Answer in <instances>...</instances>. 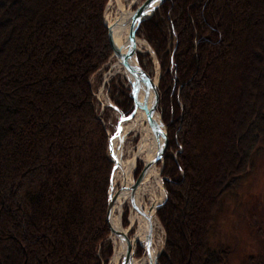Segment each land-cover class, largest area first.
<instances>
[{
    "label": "trees",
    "instance_id": "trees-1",
    "mask_svg": "<svg viewBox=\"0 0 264 264\" xmlns=\"http://www.w3.org/2000/svg\"><path fill=\"white\" fill-rule=\"evenodd\" d=\"M107 2L0 0V264H107L112 255L113 163L92 81L112 55ZM263 32L264 0H165L137 28L160 67L167 126L157 264L228 262L229 247L209 248L208 236L264 143V94L239 106L246 74L257 71L264 91ZM119 89L111 98L128 115L131 95Z\"/></svg>",
    "mask_w": 264,
    "mask_h": 264
},
{
    "label": "rangeland",
    "instance_id": "rangeland-1",
    "mask_svg": "<svg viewBox=\"0 0 264 264\" xmlns=\"http://www.w3.org/2000/svg\"><path fill=\"white\" fill-rule=\"evenodd\" d=\"M143 1L144 0H137L133 5V8ZM128 2L129 0H123L124 4H128ZM34 3V7L40 4L38 1H35ZM116 8L115 0H111V5H109L108 9V18H111L112 16L114 18L116 16ZM262 35H264V32ZM136 38L145 43L143 48L136 51V59L139 64L141 63L142 66H144L143 69L158 82L160 67L157 64V58L149 49L147 42L142 36L136 34ZM247 59L248 62L249 58ZM116 60L117 59L111 55L109 62L104 66L99 74L94 75L92 79L95 93L97 94V98H99L97 105L98 115L102 117V125L104 126L106 134L109 136H113L115 134L120 116L115 110L106 104L108 100L112 104H115L111 98L113 91L112 87L117 83L118 87L121 88L119 90H124L127 93L130 90L129 82L125 77L123 70H114L113 65ZM256 65L258 67L261 66V64ZM109 71L111 76L109 75ZM257 75V71L250 72L246 74V77H248L247 83L245 84L246 81L244 83H240L242 87L245 84V91L242 93V100L239 102V106H241V103H244L246 106L248 105V102H252L255 99V96H262L264 94V91L259 89V84L257 85L258 82L255 80ZM260 82L264 84L262 80ZM261 102L263 103L264 101L262 100ZM233 106L236 109L240 108L237 104H234ZM157 111L160 113L158 109ZM129 121L130 120L125 121L124 124H128ZM237 130V126L233 127L234 132H237ZM142 134L143 133L138 129L128 131L123 142V152L133 149L134 155L136 147L140 144ZM228 145L229 143L225 145V149L228 148ZM128 155V153L123 154V159ZM141 155L142 153L139 154L135 166L132 167L128 182L131 181V177L135 175L138 167H142V162L145 160V154L142 157ZM132 157L130 159H132ZM231 158L234 159L233 155ZM222 162H224V159ZM156 168L158 171L161 170V162L156 164ZM121 181L122 177L119 180L113 181V193L116 189H118ZM142 205H149V200L146 195L143 197ZM123 206L124 209H129V213L126 217L122 216V219H125V223L122 221V225L124 228H129L128 235L131 238L137 228L138 222L134 223L133 226L130 224V215L132 212L130 201L127 200ZM115 213H118V209L115 210ZM152 223L154 224L152 225L153 241L155 242L156 251L159 252L164 245V230L155 215L152 217ZM114 236L115 235L112 233L108 236V241L111 243L112 247L114 246V242L117 243ZM208 246L211 249L220 246L229 247L230 253L228 255L227 264H248V258L251 256H261L264 260V143L259 144V149L254 153L252 164L247 169V172L242 175L235 187L228 190L222 197L220 208L216 214L213 227H211L209 231ZM135 258L136 264H149V260L147 259L145 252L140 257L135 256ZM120 262L121 261H119V264ZM112 263V257L110 256L107 264Z\"/></svg>",
    "mask_w": 264,
    "mask_h": 264
},
{
    "label": "water",
    "instance_id": "water-1",
    "mask_svg": "<svg viewBox=\"0 0 264 264\" xmlns=\"http://www.w3.org/2000/svg\"><path fill=\"white\" fill-rule=\"evenodd\" d=\"M165 0H144L139 5L135 6L133 8V5H126V17H123V11L119 10L118 16L111 24H107L105 19L104 23L108 29V37H109V43L112 49V56H114L116 59H121L122 63L126 67V69L134 76V81H128L130 84V95L133 101V110L129 115H124V113L116 106L110 103V105L119 113V121H118V127L116 128L115 134L120 133L123 127V123L127 120H130L133 115L136 107L142 108L147 116V121L150 127V132L155 138H160V143L158 145L157 151L154 155H151L149 152H146L145 154V160L142 162V167L139 171V174L135 178L134 175L131 177V181L128 182L127 176L125 174L122 175V181L120 183V186L116 191L113 193V174L116 165H119V163L114 159V153H113V147H112V136L108 135V152L111 157V160L113 161V167H112V174L110 177V186H109V192H108V204H107V211H106V219L110 226V232L114 234L118 241L122 242L123 246V256L121 259L120 264H133V261H136L135 258V250L137 245H140L143 247L146 256L148 257L149 264H157V258L160 254V252L163 250V247L158 251L154 249L153 246V235H152V217L154 215L156 216L157 210L165 203L167 198V192L163 185V178L160 175L159 171V177L162 183V191H163V198L162 200L156 205L153 203H150L147 207L145 205L143 206L137 197V192L140 186L144 183L145 176L147 172L152 168L156 167V164L162 160V156L167 144V126L162 120L161 114L158 113L157 119L154 118V113L158 109V91H157V85L158 82L155 81L150 74L143 69V67L138 63H134L131 60L130 52L132 51V48L134 46V39L136 38V31L137 28L140 26V24L149 18L154 11L159 7V5ZM111 3V0H109L105 6L104 13L106 10L109 9V5ZM116 4V2H115ZM123 21V23L131 21V30H130V42L131 45L128 48L127 53L121 54L119 52L118 47L116 46V43L114 41V27ZM154 54V53H153ZM156 57V56H155ZM140 81L143 84V93H144V101L140 102L137 99L138 93L140 91ZM151 89L153 93V99L151 105L148 107L146 105V97L148 94V90ZM158 112V111H157ZM100 118V117H99ZM114 134V135H115ZM139 146L136 147L135 154L133 155L131 159V164L134 167L135 163L139 157ZM121 200V203L119 205L118 209V217H119V225L115 227L112 225V218L114 214V206L117 201ZM127 200L130 201L131 207L139 213L141 216L140 220L145 223V233H144V241L141 242L139 240L134 239V235L132 234L131 238L128 235L129 228H124L122 225V213H123V203ZM126 229V231H125ZM135 232V231H134ZM151 253H153V258Z\"/></svg>",
    "mask_w": 264,
    "mask_h": 264
},
{
    "label": "bare ground",
    "instance_id": "bare-ground-1",
    "mask_svg": "<svg viewBox=\"0 0 264 264\" xmlns=\"http://www.w3.org/2000/svg\"><path fill=\"white\" fill-rule=\"evenodd\" d=\"M137 0H129L128 4H124L123 0H115L116 2V16L113 18V16L111 18H108V10L105 11V13L103 14V19H105L107 24H111L113 23V21L116 19V17L118 16V13L120 12L119 10L123 11V17H126L127 13L126 12V5H134L136 3ZM111 5V3H110ZM131 25L132 22L128 21V22H124L121 21L120 23H118L115 27H114V41L116 43V46L119 49V52L121 54H125L128 51V48L131 45L130 42V30H131ZM145 43L141 40H138L137 38L134 39V46L132 48V51L130 52V56H131V60L134 63H137V59H136V51L140 50L141 48H143V45ZM158 64V62H157ZM159 65V64H158ZM114 70L115 71H121L123 70V73L125 75V77L127 78L128 81H134V76L126 69V67L124 66V64L122 63L121 59L117 58L116 62L113 65ZM112 67V68H113ZM140 91L138 93L137 99L140 102L144 101V93H143V84L140 81ZM152 99H153V93L152 90L149 89L148 90V94L146 97V105L149 107L152 103ZM158 117V112L156 111L154 113V118L157 119ZM139 130L140 132H142V136H141V141L139 144V151L140 153H142L141 157L144 156V154H146V152H149L151 155H154L157 151L158 145L160 143V138H155L151 132H150V127L147 121V116L145 111L140 108V107H136L135 111H134V115L133 117L130 119L128 124H124L122 127V130L120 131V133L115 134L112 136V147H113V153H114V159L119 163V165H116L115 170H114V174H113V181L115 180H119L123 174H125L127 176V179L129 181L130 179V173L132 171V164H131V157L133 155L134 150L133 149H129L128 151H124L123 152V142L125 140V135L128 131L130 130ZM128 153L129 155L126 156L123 159V154ZM139 153V154H140ZM144 195L147 196L148 200H149V205L150 203L153 204H158L162 198H163V191H162V183L159 177V171L156 167H152L146 174L145 176V180L144 183L140 186V188L138 189L137 192V197L139 199V202L142 204V200ZM121 203V200L117 201L115 206H114V214H113V218H112V225H114L115 227H117L119 225V217H118V213H115L116 209H119V205ZM148 205H145V207H147ZM131 215H130V224L133 226L134 223L138 222L137 224V228L135 230V232L133 233L134 235V239L139 240L141 242L144 241V233H145V223H143L140 218L141 216L138 214L137 210L133 209L131 210ZM154 225L151 222V226ZM154 230V228H153ZM126 231V229H125ZM114 238L116 239L117 237L114 236ZM122 242L117 241V243H115V252L114 255L112 257V264H119V261H121L120 259H122L123 256V246H122ZM153 246L154 249L155 248V242L153 241ZM152 258H153V253H151ZM148 259V257H147ZM133 264H136V261H133Z\"/></svg>",
    "mask_w": 264,
    "mask_h": 264
}]
</instances>
